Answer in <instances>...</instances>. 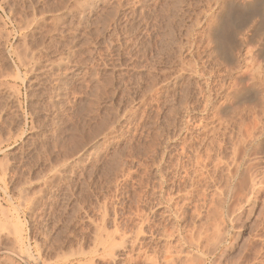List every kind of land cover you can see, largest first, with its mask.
I'll return each instance as SVG.
<instances>
[{"label":"rangeland","instance_id":"374dc122","mask_svg":"<svg viewBox=\"0 0 264 264\" xmlns=\"http://www.w3.org/2000/svg\"><path fill=\"white\" fill-rule=\"evenodd\" d=\"M229 1L0 0V264H264V41L227 71Z\"/></svg>","mask_w":264,"mask_h":264},{"label":"bare ground","instance_id":"6f19581e","mask_svg":"<svg viewBox=\"0 0 264 264\" xmlns=\"http://www.w3.org/2000/svg\"><path fill=\"white\" fill-rule=\"evenodd\" d=\"M225 10L226 13L222 14L223 17L226 16L224 24L222 23L223 27L221 28L220 25L218 27L221 28V31L219 30L221 32L220 44L222 43L221 46L223 45L222 47L225 48L222 52L226 54L221 52L223 48L219 50L221 46L216 48V51L223 59L227 71H231L240 67V58L235 54L238 48L239 36L244 46L264 41V0H232L226 4ZM253 21H255V24H253ZM244 30L248 31L245 32ZM256 51L261 52L259 48ZM262 55H264L263 52L260 53V57ZM245 90L246 88L240 86V88L233 90L232 96L235 98L241 97ZM237 172L238 168L231 173V177H236Z\"/></svg>","mask_w":264,"mask_h":264},{"label":"clouds","instance_id":"9594fccd","mask_svg":"<svg viewBox=\"0 0 264 264\" xmlns=\"http://www.w3.org/2000/svg\"><path fill=\"white\" fill-rule=\"evenodd\" d=\"M253 24H255V21H253Z\"/></svg>","mask_w":264,"mask_h":264}]
</instances>
